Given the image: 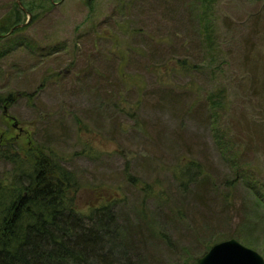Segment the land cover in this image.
Listing matches in <instances>:
<instances>
[{
    "label": "rangeland",
    "instance_id": "1",
    "mask_svg": "<svg viewBox=\"0 0 264 264\" xmlns=\"http://www.w3.org/2000/svg\"><path fill=\"white\" fill-rule=\"evenodd\" d=\"M18 1L0 0V33ZM90 1L21 0L36 20L22 15L28 29L0 43V138L33 133L53 149L75 173L81 203L99 187L132 208L147 198L148 218L137 222L155 230L139 255L147 264H193L230 239L264 257V209L237 182L247 169L264 182V0H210L221 46L212 61L200 36L203 0ZM177 60L187 70L164 75ZM220 88L229 102L219 122L232 144L225 155L207 112V95ZM11 94L7 114L17 121L8 124ZM180 162L202 171L192 170L186 188L173 177ZM12 168L0 160V183Z\"/></svg>",
    "mask_w": 264,
    "mask_h": 264
},
{
    "label": "trees",
    "instance_id": "2",
    "mask_svg": "<svg viewBox=\"0 0 264 264\" xmlns=\"http://www.w3.org/2000/svg\"><path fill=\"white\" fill-rule=\"evenodd\" d=\"M47 1L54 6L52 0ZM203 4L200 36L204 52L212 61L221 52L215 25L217 17L210 0H203ZM22 15L28 16L16 3L2 22L0 43L9 42L28 29L31 22L10 34L12 29L23 24ZM165 66L164 75L171 71L176 73L178 69L187 70L188 63L177 60ZM206 98L215 145L225 155L232 144L229 133L219 126V122L222 112L223 116L229 113L226 110L229 103L227 90L217 89ZM14 100L16 96L13 94L4 99L3 117L15 123L17 120L6 113ZM254 129L261 130L256 125ZM33 137V133L30 139L18 137V142L0 138V160L13 167L4 184L0 183V264H147L139 255L147 252L149 237L155 230L152 228L148 233L144 228L137 229L138 220L145 221L149 215L145 205L147 198L141 208H132L119 191L108 187L104 191L99 187L93 191L97 194L95 199L81 203L79 195L83 191L75 173L60 163L53 149L37 143ZM23 140H27L24 145L19 143ZM230 162H235V169L239 168V157ZM194 169L201 174L198 163L180 162L174 168L173 177L186 188L195 181L192 177ZM239 178L237 182L246 184L244 186L253 195L255 205L264 209V182L254 177L249 169ZM128 180L140 184L131 175ZM143 190L151 192L152 185L145 184ZM121 208L124 212L120 219L118 211Z\"/></svg>",
    "mask_w": 264,
    "mask_h": 264
},
{
    "label": "water",
    "instance_id": "3",
    "mask_svg": "<svg viewBox=\"0 0 264 264\" xmlns=\"http://www.w3.org/2000/svg\"><path fill=\"white\" fill-rule=\"evenodd\" d=\"M18 4L22 10L25 11L21 5V0L18 1ZM27 14L29 16V22H31L32 15L29 13ZM28 23L12 29L10 34L14 32L15 29L22 28ZM7 112L8 110L6 109V113ZM17 125L18 123L15 124V127H17ZM196 264H264V257L255 250L244 246L238 240L230 239L214 245L207 254L198 259Z\"/></svg>",
    "mask_w": 264,
    "mask_h": 264
},
{
    "label": "flooded vegetation",
    "instance_id": "4",
    "mask_svg": "<svg viewBox=\"0 0 264 264\" xmlns=\"http://www.w3.org/2000/svg\"><path fill=\"white\" fill-rule=\"evenodd\" d=\"M10 119L13 120L12 118H10ZM14 128H15V125H14ZM20 132H22L23 134H25V131L24 130H20Z\"/></svg>",
    "mask_w": 264,
    "mask_h": 264
}]
</instances>
